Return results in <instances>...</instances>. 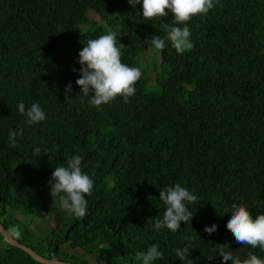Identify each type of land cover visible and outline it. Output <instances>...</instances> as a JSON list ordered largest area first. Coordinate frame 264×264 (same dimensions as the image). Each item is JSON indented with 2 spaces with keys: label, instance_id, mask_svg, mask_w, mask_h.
I'll use <instances>...</instances> for the list:
<instances>
[{
  "label": "trees",
  "instance_id": "1",
  "mask_svg": "<svg viewBox=\"0 0 264 264\" xmlns=\"http://www.w3.org/2000/svg\"><path fill=\"white\" fill-rule=\"evenodd\" d=\"M139 12L142 4L133 9L127 0H0L1 226L40 257L63 263H70L67 244L85 254L79 264H91L89 257L139 264L136 254L156 244L164 255L153 264H186L174 249L187 237L194 238L193 264H231L216 244L264 259V251L236 243L226 228L233 203L254 217L264 213V0H219L193 17L190 50L177 54L168 42L159 50L160 69L141 70L129 103L118 96L97 110L89 97L76 96L78 53L89 39L118 30L122 62L139 68L143 52L155 49L145 38L163 37L161 23L173 21L171 13L149 21ZM20 102L26 109L38 103L46 119L28 125ZM10 130L19 133L15 147ZM35 147L51 151L35 157ZM72 155L82 157V171L94 179L83 218L66 214L49 192L53 169ZM176 183L198 197L188 205L193 219L177 232L157 231L154 221L165 209L159 190ZM49 216L55 229L46 255L30 245L21 218ZM213 224L217 231L209 235L204 227ZM0 264L39 263L7 244Z\"/></svg>",
  "mask_w": 264,
  "mask_h": 264
},
{
  "label": "clouds",
  "instance_id": "2",
  "mask_svg": "<svg viewBox=\"0 0 264 264\" xmlns=\"http://www.w3.org/2000/svg\"><path fill=\"white\" fill-rule=\"evenodd\" d=\"M127 3L136 9L142 4L140 15L146 20H153L159 17H166L171 13L173 21L161 23L160 28L164 36L150 35L145 38L144 44L157 50H163L168 42L175 49L177 54H183L193 47L191 42V31L189 22L196 16H204L212 10L219 0H127ZM118 36L115 32H108L100 35L96 39H89L79 51L78 63L80 65L79 78L75 81L81 89L83 97H89L88 103L100 110L102 105L114 101L118 96L123 97L124 103H129V98L136 93V83L142 76L141 69L130 67L121 60V50L117 47ZM73 71H76L73 68ZM65 102H71L73 98L69 96L72 92L71 82L65 87ZM20 114L26 116L28 125L42 122L46 119L44 110L38 103H33L27 107L23 102L17 105ZM16 131H9L8 140L12 147L16 146ZM50 149L42 150L35 147L34 156H39L42 152L49 155ZM50 157V156H49ZM49 192L52 201L58 200L61 209L68 215L83 218L87 215L86 196L92 195L94 179L82 171V157L80 155L69 156L66 166H57L53 169L48 180ZM159 200L165 205L162 218L154 221L153 228L157 231L168 229L177 232L181 228V223L188 224L193 219V212L188 205L195 206L198 197L180 183L168 186L159 190ZM231 217L227 221L226 228L229 230L236 243L259 248L264 251V213L253 216L248 208L243 204L233 203L231 206ZM11 231L19 236L16 228ZM204 231L209 235L217 231V225L205 226ZM188 243L183 248L174 249L175 255L181 262L193 264L190 259L193 246V237L186 238ZM217 255L222 257L224 262L231 261V264H264L253 252L249 251L246 257L241 258L225 247V244H216ZM163 252L156 244L151 245L145 251L136 254L139 264H153L154 261L163 258Z\"/></svg>",
  "mask_w": 264,
  "mask_h": 264
},
{
  "label": "rangeland",
  "instance_id": "3",
  "mask_svg": "<svg viewBox=\"0 0 264 264\" xmlns=\"http://www.w3.org/2000/svg\"><path fill=\"white\" fill-rule=\"evenodd\" d=\"M89 17L92 21L100 23L102 26H104L102 21L96 15H90ZM84 29H89V26L85 25L83 27V31ZM116 29V26H113L111 28V30L113 31H116ZM117 32L118 30L116 31V33ZM158 65L160 69L162 65V56L160 51L155 49H146L139 59V68L141 70L146 68L147 70H150V75H154V69H156ZM21 220L24 224L28 225V229L31 234L29 240L30 245L38 247L43 253L47 255L49 249L47 238L52 233L53 229H55L53 216H49L44 220L32 219L29 217H25L24 219L21 218ZM6 246L7 243L4 240H0V247L5 248ZM63 252L67 255V257H69L67 258V262H70L71 264H79L81 260L86 261L87 259L85 257V254H82L79 251L72 249L68 244L63 247ZM60 258L62 259L63 257ZM88 261L91 264H102L101 262H98L97 257H89Z\"/></svg>",
  "mask_w": 264,
  "mask_h": 264
},
{
  "label": "water",
  "instance_id": "4",
  "mask_svg": "<svg viewBox=\"0 0 264 264\" xmlns=\"http://www.w3.org/2000/svg\"><path fill=\"white\" fill-rule=\"evenodd\" d=\"M0 235L2 236L3 240L10 246L17 248L18 250L27 253L30 258H32L35 262L39 264H70V263H63L60 262L58 259H51L46 260L42 257H40V254L35 252L32 248L25 246L18 241H16L9 232H7L0 224Z\"/></svg>",
  "mask_w": 264,
  "mask_h": 264
}]
</instances>
